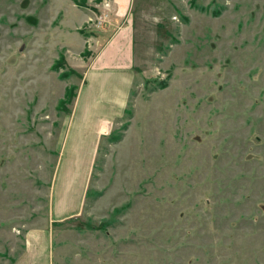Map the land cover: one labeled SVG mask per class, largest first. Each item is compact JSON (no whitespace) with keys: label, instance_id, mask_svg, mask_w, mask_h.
<instances>
[{"label":"rangeland","instance_id":"1","mask_svg":"<svg viewBox=\"0 0 264 264\" xmlns=\"http://www.w3.org/2000/svg\"><path fill=\"white\" fill-rule=\"evenodd\" d=\"M124 22L131 113L101 137L81 211L57 218L51 198L79 195L58 160L69 106ZM33 228L49 264H264V0H0V264Z\"/></svg>","mask_w":264,"mask_h":264},{"label":"crops","instance_id":"2","mask_svg":"<svg viewBox=\"0 0 264 264\" xmlns=\"http://www.w3.org/2000/svg\"><path fill=\"white\" fill-rule=\"evenodd\" d=\"M105 39V43L90 56L82 72V82L78 84L73 103L69 106L64 134L67 142L71 139L68 142L71 147L66 150L67 145L62 141L58 160L61 162L63 155L67 159L72 156L73 164L79 166L81 175L74 181L77 182L76 190L79 195L70 203V198L58 199V196L52 195L53 201H59L54 212L51 198V212L57 218H65L81 211L98 143L103 135L113 129L117 120L123 117L136 75L130 24L124 22ZM72 147L80 150L79 153L71 155L75 149ZM76 156L81 160L76 159ZM51 192L54 193L52 188ZM49 251L46 229H29L24 235V247L13 264H49Z\"/></svg>","mask_w":264,"mask_h":264},{"label":"trees","instance_id":"3","mask_svg":"<svg viewBox=\"0 0 264 264\" xmlns=\"http://www.w3.org/2000/svg\"><path fill=\"white\" fill-rule=\"evenodd\" d=\"M77 4H78V2H77ZM77 31H78L80 34L87 35V36L90 34L89 32H85V31L83 30V28H79ZM65 62H66V61H65L64 55L60 53L59 56H58V58H57V59L52 63V65H51L52 70H58V69L63 68V66L65 65V64H64ZM63 64H64V65H63ZM70 72L76 73V71H75L74 69H72V68H70ZM65 76H66L65 73L60 74V77H61V78H64ZM164 86H166V82L163 83V84L161 85V87H164ZM64 96H65V99H61V100L59 101V104H61V105H63V104L65 103V100H67L68 97H69V91H68V90H66ZM69 101H70V100H69ZM125 112H127V113H131V111L128 110V109H125ZM125 127H126V123L123 124V128H125ZM121 138H122V134H119V135L116 137V141H119Z\"/></svg>","mask_w":264,"mask_h":264}]
</instances>
